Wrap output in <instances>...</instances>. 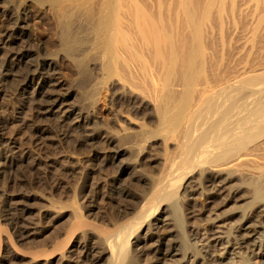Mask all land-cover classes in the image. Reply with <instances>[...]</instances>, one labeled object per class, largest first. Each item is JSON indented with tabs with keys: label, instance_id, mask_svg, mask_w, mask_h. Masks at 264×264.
Wrapping results in <instances>:
<instances>
[{
	"label": "bare ground",
	"instance_id": "1",
	"mask_svg": "<svg viewBox=\"0 0 264 264\" xmlns=\"http://www.w3.org/2000/svg\"><path fill=\"white\" fill-rule=\"evenodd\" d=\"M54 1V5L49 3L53 5V16L56 21V37L59 45L57 51L72 61V65H75L81 75L84 74V80L87 81L81 97L79 96L80 104L72 103L70 98L74 97L71 96V91L64 90L63 80L54 76L55 54L39 55L36 60L28 61L26 48L10 47L5 53L6 56L3 55L4 58L0 60V80L10 73L13 66L22 65L24 77L28 82L26 87L32 83L30 93L38 98L36 104L42 113H54L67 119L71 118L72 126L84 129L82 131L84 142L95 136L106 141L123 139L117 144L114 141L111 158H116L133 149L139 150L140 143L146 139L143 135L139 137L141 129L129 133L126 128H119L120 131L114 132L104 126L102 132H99L94 127L89 128L87 125L84 127L85 108H82L94 102L103 86L100 84L101 80V83L104 81L107 83L109 80L113 82L108 77L118 76L122 81L120 89L122 86L123 89L128 88L123 84L127 83L129 90L131 87H133L131 89L136 88L142 99L153 105L152 112L157 119L158 130L152 131L161 135L165 156L158 172L148 180L149 191L142 193L135 205L126 206L127 209L132 210L131 215L125 216L119 223H114L112 228L106 229L108 228L106 227L103 230L97 228L99 232L95 233L94 223L91 224L92 222L79 214L76 215L73 211L75 219H72L73 223H70V229L68 228L64 233L63 240L53 241L52 246L50 245L51 252L33 251L35 253L31 261L34 262V259L37 261L38 258L40 259L38 256L46 257L44 255L51 253L50 255L59 264H93L97 261L102 264H136L134 258L128 255L130 249L137 248L135 247L137 243L132 242L130 236L135 234L141 223L151 217L145 236L151 238L155 235V240L150 250L152 256L149 255L150 259L146 264H175L167 261L178 255L182 259H178L180 260L178 264H185L183 256L191 254L187 242H180V237H177L178 240L177 235L174 236L172 233L158 235L156 232L158 223L166 218L163 215L166 214L167 208L163 205L167 201H173L176 196H187L188 199H192V188L190 189L185 182L195 170L226 169L232 170L233 173L248 174L254 178L264 177V63L261 61L262 64H251L252 66L248 65V67L240 65L230 70L227 62L223 60L224 46L220 33L217 36L220 37L219 44L222 43L219 46L221 53L219 56H222L218 58L219 61H215L219 47L212 49V41L217 42V40H212L214 29L207 21L212 17L214 6L217 8L214 9L218 10L215 13L213 9L217 15L215 18L220 16L221 21L222 0H201L203 1L199 2L201 6L197 7L200 8L199 10L194 9L196 4L195 7L190 4L195 0L192 2L190 0ZM2 12L6 15L8 25L0 30V47L21 40L24 34V17L4 10ZM258 14L257 20L262 19L263 13ZM90 66L97 73L99 72L100 78L108 79L107 82L106 79L103 81L98 78L100 79L98 81L97 78L90 77ZM116 81L119 83V80ZM110 86L112 84L108 88ZM112 96L109 98H113ZM0 123L5 126L6 120L0 118ZM146 130L143 131L148 133ZM151 136L153 135H146L147 138ZM2 138L5 145L0 152L2 166L24 157V151L13 138L8 136ZM167 143L172 144L171 151H167ZM101 156L103 160L107 158V155L101 154ZM119 161L117 172L120 174L127 172L130 161L122 159ZM230 171L229 173L232 172ZM254 184L251 194L253 200L249 208L255 205L256 212H261L264 216L262 179L256 180ZM236 194H231L228 199H239ZM250 209H243L238 223L243 233L237 234L234 239L237 240L238 247L248 250L261 249L254 258L258 264H264V260H260L264 257V228L253 230L255 226L262 227L264 218L262 220L252 218L253 215L249 216ZM50 210L54 211V214L58 211L49 202L47 206L40 207L36 212L39 215ZM158 210L161 212L155 217ZM174 219L175 222L178 221L177 217ZM22 221L20 224L19 222L15 224L24 236L29 237L39 231L35 217L29 218L24 223ZM214 232L217 231L209 232L210 238L207 235L205 246L204 243L193 251L191 264H233L230 258H219L208 250L219 241V236ZM91 233H95L97 238L93 245L87 246L83 238ZM80 236H84L83 240ZM137 253L140 254L139 251Z\"/></svg>",
	"mask_w": 264,
	"mask_h": 264
},
{
	"label": "rangeland",
	"instance_id": "2",
	"mask_svg": "<svg viewBox=\"0 0 264 264\" xmlns=\"http://www.w3.org/2000/svg\"><path fill=\"white\" fill-rule=\"evenodd\" d=\"M49 2L53 5L55 3L53 0H0V30L8 25L3 10L24 17L22 39L0 47V60L6 56L5 53L10 47L26 48L28 61L36 60L39 55L55 54L54 76L62 79L63 89L71 91V96L76 98H70L72 103L80 104L79 100L87 81L84 80V74L82 76L75 65H72V61L57 51L59 45L56 37V21L53 16V5ZM193 2L190 4H193V7L196 4L194 9L199 10L200 8L197 7L198 5L200 7L203 1L195 0ZM199 2L201 3L199 4ZM258 2L256 0H222L221 21L219 20L220 16L216 17L218 20L215 18L217 16L215 13L218 11L215 6L216 9L213 7L215 13L212 9L214 15L211 14V20L207 21L215 31V33L212 32V40L218 42L217 45V42L212 41V49H217V46L219 47L223 43V60L225 63L227 62V67L230 70L236 66L240 67V65L248 67L251 64L264 63V16L257 20L258 13L261 12L264 15V0ZM218 33L223 41L221 44H219ZM219 49L220 47L217 50L219 51ZM242 49L244 50L241 51ZM217 53L218 55L215 54V56L218 57L214 56L216 62L222 56H219L220 51ZM19 67L13 66L10 73L4 75L0 80V118L6 120L5 126L0 125V152L5 146L2 136L13 138L20 149L24 151L22 159L8 162L4 164L5 166L0 163V264H48V261L49 264H59L50 255L51 253L47 254L51 257L38 256L41 260L36 257L38 260L34 259L32 262L31 258L35 253L33 251L49 252L52 250L51 243L63 240L64 233L68 231V228L70 229L69 226L73 223L72 219H75L74 212L90 223L92 222L91 224L94 223L95 233L99 232L100 228L102 230L106 227H108L106 229L112 228L114 223H119L125 216L131 215L132 210L127 209L126 206L135 205L137 200L139 201L140 195L149 191L148 180L158 172L160 163L165 156V149L161 143V135L158 132H153L158 130L157 119L152 112L153 105L151 106V103L143 100L136 88L131 89L133 88L131 87L129 90L127 83L123 84L128 88L123 89L122 86V91L120 89L122 81L120 78L118 79V76H109L108 79H112L113 82L119 80V83L117 81L113 83L110 80L107 82L108 79L105 78L107 84L104 77L100 78L99 72L97 73L90 66L89 76L97 78L98 81L103 79L104 83H101L102 80L100 81L103 86L100 93H97L94 102L82 108H85L84 113L87 115L83 113L85 116L84 127L85 125L89 128L94 127L99 132L105 127L114 132L120 131L119 128H126L125 130L129 133L138 132L137 130L141 129L138 135L141 133L139 137L145 136L146 139L140 143L139 150L133 149L122 156L111 158L114 141L117 144L121 139L108 140V142L95 136L84 142L82 140L84 129L72 126L71 118L67 119L54 113H42L36 104L38 98L30 93L32 83L26 87L28 82L24 77L23 66ZM111 84L112 86L108 88ZM109 96L113 98H109ZM141 123L143 124L141 125ZM142 128H144L143 130L147 129L148 133ZM151 134L153 136L150 138L146 137ZM170 143L166 145L167 151L172 149ZM101 154L107 155V158L103 160ZM121 159L130 161L128 173L117 172ZM229 171L204 168L192 172L191 176L187 178L188 181L185 182L190 186V189L192 188V199H188L187 196H176L173 201H167L163 205L167 208V216L163 215L166 218L163 222L158 223L156 232L158 235L168 233L177 235L176 238L180 237V240L177 238L180 242H187L188 250L192 254L195 249L200 248L205 242L207 243V235L209 238L211 237L209 232L217 231L214 233L219 236V241L208 249L212 254L219 258H230L233 264H258L254 257L258 256L261 249L248 250V248L238 247L234 237L243 233L239 229L238 223L245 208L246 210L250 209L254 183L256 180L262 179L264 187V177L254 178L248 174L233 173L232 170L229 173ZM231 194L238 195L239 199H228ZM49 202L58 211L54 214V211L50 210L37 215L36 211L42 206H47ZM254 208H256L255 205L251 207L249 216L253 215L252 218L262 220L263 213L260 212L261 216ZM160 212L156 211L155 217ZM32 217L37 219L39 231L26 237L21 234L16 224L17 222L20 224L22 220L24 223ZM174 217H177V222ZM148 218V221L152 220L151 217ZM148 221L141 223L140 227H137L138 230L136 228L135 234L130 236V240L137 243L135 246L137 248L130 249L128 255L134 258L136 264H146L150 259L149 255L152 256L150 250L155 235L146 238L147 225L150 224ZM97 228L99 229L97 230ZM259 228L260 230L264 228V224L262 223V227H253V230ZM95 233L88 234L83 238L87 246L95 243V238H97ZM80 237L82 239L84 236ZM136 251H139L140 254ZM53 254L54 252H52ZM191 254L183 256L185 264H191L193 259ZM47 257L50 259L47 260ZM178 259H181L179 255L167 262L178 264L180 261ZM260 260H264V257ZM93 264L102 263L97 261Z\"/></svg>",
	"mask_w": 264,
	"mask_h": 264
}]
</instances>
